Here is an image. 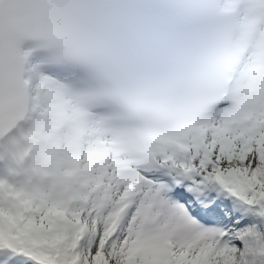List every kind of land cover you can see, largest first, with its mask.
Segmentation results:
<instances>
[{"label":"snow or ice","instance_id":"obj_1","mask_svg":"<svg viewBox=\"0 0 264 264\" xmlns=\"http://www.w3.org/2000/svg\"><path fill=\"white\" fill-rule=\"evenodd\" d=\"M0 264H264V0H0Z\"/></svg>","mask_w":264,"mask_h":264}]
</instances>
